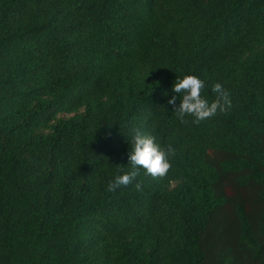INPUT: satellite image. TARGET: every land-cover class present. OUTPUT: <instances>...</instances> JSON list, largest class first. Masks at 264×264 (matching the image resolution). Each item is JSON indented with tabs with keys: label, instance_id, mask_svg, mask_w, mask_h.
<instances>
[{
	"label": "trees",
	"instance_id": "trees-1",
	"mask_svg": "<svg viewBox=\"0 0 264 264\" xmlns=\"http://www.w3.org/2000/svg\"><path fill=\"white\" fill-rule=\"evenodd\" d=\"M134 128L171 168L110 193ZM0 264H264V0H0Z\"/></svg>",
	"mask_w": 264,
	"mask_h": 264
},
{
	"label": "clouds",
	"instance_id": "clouds-1",
	"mask_svg": "<svg viewBox=\"0 0 264 264\" xmlns=\"http://www.w3.org/2000/svg\"><path fill=\"white\" fill-rule=\"evenodd\" d=\"M204 89L205 82L195 75H185L173 83L172 91L175 95L168 100V104L173 106L174 113L182 123H188L186 116L194 118L191 121L193 124H199L218 113L226 114L231 110L230 93L222 84L215 83L212 86L211 90L215 97L211 101L202 96ZM177 99H179L178 107ZM129 142L131 145L128 155L130 170L116 175L108 182L107 191L110 193H115L122 186L127 187L134 182L135 189L142 191V182L137 181L140 169L145 171V175L159 178L165 176L171 168L170 158L175 155L176 150L170 145L167 150L162 148L153 134L134 128Z\"/></svg>",
	"mask_w": 264,
	"mask_h": 264
}]
</instances>
